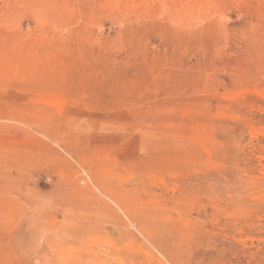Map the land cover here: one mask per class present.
I'll list each match as a JSON object with an SVG mask.
<instances>
[{"label": "rangeland", "instance_id": "1", "mask_svg": "<svg viewBox=\"0 0 264 264\" xmlns=\"http://www.w3.org/2000/svg\"><path fill=\"white\" fill-rule=\"evenodd\" d=\"M0 264H264V0H0Z\"/></svg>", "mask_w": 264, "mask_h": 264}]
</instances>
